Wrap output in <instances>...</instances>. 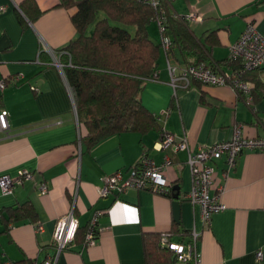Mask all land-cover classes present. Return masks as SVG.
<instances>
[{"label":"crops","instance_id":"0c3cea01","mask_svg":"<svg viewBox=\"0 0 264 264\" xmlns=\"http://www.w3.org/2000/svg\"><path fill=\"white\" fill-rule=\"evenodd\" d=\"M22 1L0 0V78L9 79L0 89V106L9 112V134L0 132V174L27 169L31 178L9 193L0 190V211L30 200L37 219L10 223L8 229L0 221V264H45L49 258L53 264H145L143 233L170 229L169 239L180 243L196 232L199 264H264V152L244 150L232 165L224 154L208 162L215 183L222 185L219 197L225 207L204 224L199 206L186 197L191 187L188 150L158 146L163 133H171L195 151L231 138L237 124L243 135L264 136V90L252 99L228 83L178 81L174 87L168 64L178 71L195 63L194 56L178 48L169 51L160 29L147 26L150 38L160 43V54L156 76L145 82L140 98L160 129L114 133L87 149L59 57V49L76 36L74 8L59 6V0H33L25 10ZM172 1L177 16H200L188 20L194 22L190 28L196 37L214 31L216 43L204 61L212 69H230L224 63L231 58L229 46L247 22L264 34V0ZM256 75L264 83V64ZM142 152L157 164L169 156L163 174L171 188L179 186V221L173 218L172 194L135 187L99 194L104 174L119 170L128 176ZM41 182L45 192L38 187ZM68 211L78 221L79 237L58 250L53 232L57 218ZM94 214L95 241L86 244L82 236ZM187 262L177 264H194L193 259Z\"/></svg>","mask_w":264,"mask_h":264},{"label":"trees","instance_id":"16d2710c","mask_svg":"<svg viewBox=\"0 0 264 264\" xmlns=\"http://www.w3.org/2000/svg\"><path fill=\"white\" fill-rule=\"evenodd\" d=\"M32 4L33 0H23L22 8L27 10ZM59 6L74 8L71 21L76 36L59 49V57L82 127L80 138L87 149L114 133L160 129L156 115L140 98L145 82L156 76L160 54V43L154 42L147 31L150 22L159 20L164 26L161 35L170 39L169 51L178 48L182 55L192 54V62L207 61L210 46L216 43L214 31L203 39L196 37L188 20L174 13L171 0H162L157 6L143 0H59ZM224 63L241 64L228 57ZM260 67L242 74L251 83L252 99L261 97L264 90V83L256 75ZM26 219H37L30 200L0 211L5 229ZM173 231L143 233L145 264L179 263L172 249L161 243L162 234L170 240ZM86 234L82 236L84 241ZM77 237L78 227L74 239Z\"/></svg>","mask_w":264,"mask_h":264},{"label":"built area","instance_id":"2783aa9c","mask_svg":"<svg viewBox=\"0 0 264 264\" xmlns=\"http://www.w3.org/2000/svg\"><path fill=\"white\" fill-rule=\"evenodd\" d=\"M144 2L157 6L162 0H143ZM4 9L0 5V11ZM187 20H199L196 13L183 15ZM160 32L164 29L162 23L157 20ZM162 45L169 46L170 39L162 37ZM230 57L240 61V65L231 66L229 70L218 71L212 69L204 61L190 63L181 70H176V66L168 64L171 84L176 87L178 81L184 85L190 84L192 80L203 83L221 85L228 83L235 92L249 93L251 83L242 77L248 69H254L264 64V34L260 33L252 22H247L238 38L230 44ZM58 63V62H57ZM61 65V63H58ZM15 79V78H14ZM9 79L0 78V89L2 90ZM13 80V79H11ZM8 110L0 106V132L8 135ZM159 148L172 147L174 150L187 149V164L190 169L191 187L186 194L187 199L194 205L199 206L201 218L204 224H208L212 213L222 210L225 204L220 200L219 194L222 185L215 183L213 167L208 163L225 155L226 161L232 165L236 156L244 150H259L264 152V136H246L242 134L239 124L234 126L233 135L226 140L217 141L212 145L203 146L195 151L189 149L188 141L185 138L176 139L171 133L163 135L158 142ZM170 162L169 156H165L161 164H157L146 152H142L137 165L132 168L131 173L124 177L119 170L102 176V186L99 189L100 195H107L112 192H120L127 187L147 189L161 194H171V184L166 181L163 174L165 167ZM31 178V172L21 169L16 175L7 173L0 174V190L9 193L16 184L23 179ZM41 192L46 191L45 183L38 185ZM97 214L91 218V223L85 237L86 244H93L95 241L94 222ZM78 227V221L71 211L60 215L57 218L53 238L56 248H63L67 242L72 240ZM41 229V224L36 225ZM196 232H192L191 240L186 243L168 240L165 234L161 236V243L168 245L177 255L180 262L185 263L190 259L194 264H199L197 255L194 252ZM258 258L262 257L261 251L256 253ZM55 257V256H54ZM54 258L47 259L45 264H53Z\"/></svg>","mask_w":264,"mask_h":264},{"label":"water","instance_id":"95a60500","mask_svg":"<svg viewBox=\"0 0 264 264\" xmlns=\"http://www.w3.org/2000/svg\"><path fill=\"white\" fill-rule=\"evenodd\" d=\"M172 189L174 192L172 193L173 201H172V213H173V218L175 221H179V216H180V206L179 202L177 200L178 198V193H179V186L178 185H173Z\"/></svg>","mask_w":264,"mask_h":264},{"label":"rangeland","instance_id":"374dc122","mask_svg":"<svg viewBox=\"0 0 264 264\" xmlns=\"http://www.w3.org/2000/svg\"><path fill=\"white\" fill-rule=\"evenodd\" d=\"M173 1H172V3H173ZM180 1L183 2V0H180ZM189 26L190 27H194V22L193 21H191V22L189 21ZM202 27L204 28L205 27V24ZM148 28H149L150 31H151V29L156 30V28H157V30H159L157 21L156 20H153L152 22H150V24L148 25Z\"/></svg>","mask_w":264,"mask_h":264}]
</instances>
